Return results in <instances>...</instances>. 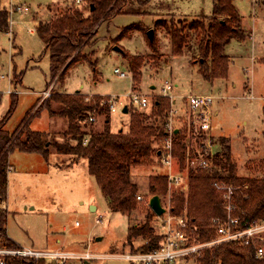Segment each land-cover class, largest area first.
I'll return each mask as SVG.
<instances>
[{
	"label": "rangeland",
	"instance_id": "obj_1",
	"mask_svg": "<svg viewBox=\"0 0 264 264\" xmlns=\"http://www.w3.org/2000/svg\"><path fill=\"white\" fill-rule=\"evenodd\" d=\"M11 3L29 7V11H15L10 8ZM214 3L215 0H152L147 15L121 14L111 22L101 23L93 39V47L85 51L90 53L96 50V72L88 62L77 63L66 76L65 84H58L55 89L65 94L80 92L88 97H119L122 103H127V97L132 93L144 94L150 100L147 109L137 105L127 108L128 112L149 118L152 98L162 96L166 82H170L174 87L168 94L175 98L174 107L180 111L174 118V126L176 129L185 128L189 138L194 136L190 139L192 142H196L198 127L193 123L194 117L188 110L185 98L190 95H211L214 97L212 124L207 135L213 145L212 152L216 154L221 151L222 138H225L231 146L237 175L241 178L262 179L264 0H233L242 16V27L247 38L244 41L234 38L227 44L225 54L230 59V70L226 80L210 83L203 78L199 63L193 62V58L198 55L193 39L185 55L174 56L169 35L165 29H158L157 60L153 57L155 54L146 36L158 20L190 23L202 16L211 17ZM2 5L10 12L11 28L9 33L0 32V120L9 114L13 100H17L14 112L6 121L7 136L22 129L28 113L33 111L34 118L28 126L31 130L45 132L51 142L76 144L64 138L68 129L66 119L52 116L47 107L39 109L41 102L51 96L45 93L52 94L54 83L48 87L49 55L36 33L40 22L48 21L58 9L70 8L74 4L71 0H2ZM85 5L84 0L77 4L82 9ZM128 7H137L136 1L130 0ZM127 27L134 28L119 40ZM116 47L132 56L145 58L140 83L134 84L129 62ZM117 69L125 72L127 77H120L116 73ZM50 107L59 112L56 103H50ZM123 107L118 104L117 112L111 115L110 127L114 133L128 130L131 116L123 112ZM105 118L101 114L94 123L84 122L82 130L86 133L102 131ZM190 140L188 144H191ZM194 144L191 148H195ZM50 150L49 160L38 154L19 151L10 154L13 169L10 168L8 197L3 204L8 212V236L21 246L48 251L63 250L75 255L76 258L67 260L65 264H137L117 256L147 244V240L140 237L130 245L127 236L130 227L145 222L148 203L137 197L138 208L130 217L111 211L95 178L88 172L87 160L59 155L54 147H50ZM201 157L202 154L194 159L199 160ZM194 159H188L184 170L178 161L175 164L176 172L183 175L185 182L182 186L170 187L169 184L168 193L161 196L167 211L174 194H188L189 170ZM168 173L161 158H155L153 165L134 168L132 181L138 186V196L149 200L152 197L150 178ZM92 206L98 209L92 210ZM162 225L159 218L153 221L155 234L164 232ZM86 253L100 258L89 261L77 259ZM45 264L58 263L46 260Z\"/></svg>",
	"mask_w": 264,
	"mask_h": 264
},
{
	"label": "trees",
	"instance_id": "obj_2",
	"mask_svg": "<svg viewBox=\"0 0 264 264\" xmlns=\"http://www.w3.org/2000/svg\"><path fill=\"white\" fill-rule=\"evenodd\" d=\"M137 7H128L130 0H84L86 5L80 8L74 5L70 8L57 10L49 22H40L36 33L43 41L45 52L50 60V85L52 94L39 105V109L48 108L52 116H59L68 121V129L64 133L66 140L76 144L51 142L45 132L31 130L29 122L34 118L33 111L27 115L25 126L7 136L5 126L17 105L14 99L9 114L0 120V246L18 247L7 233V211L3 204L8 197L9 172L12 167L10 154L14 151L38 154L49 160L50 147L62 156H72L77 160H87L88 172L93 176L102 195L107 200L108 208L123 216L130 217L138 208V186L132 181L134 168L153 165L155 158H161L160 151L166 138L168 113L172 108L169 97L156 96L152 98L150 117L128 112L130 124L127 131H111V112L109 98L102 95L88 97L81 94H65L56 91V86L64 85L69 71L77 63L88 62L96 72V50L86 53V48L93 47V39L98 27L105 21L111 22L121 14L147 15L148 6L152 0H135ZM88 12V13H87ZM10 12L3 7L0 0V32L9 33L11 28ZM155 35L151 41L146 33L154 58L159 59L156 31L166 30L172 44L174 56H183L191 46L193 39L198 55L193 62L199 63V72L210 83L215 80H226L229 76L230 59L225 54L227 44L234 38L244 41L247 38L242 27V16L235 7L233 0H215L214 13L211 17L202 16L188 23L185 21L167 23L158 20L155 23ZM134 27H127L119 36V40ZM147 29H145L146 32ZM121 53L128 60L134 84L142 80L141 68L145 58L132 56L125 50ZM17 96L16 93H11ZM59 106V112L51 109L50 103ZM40 101L38 102V104ZM2 95L0 93V106ZM106 116L102 131L86 133L82 130L84 122L98 115ZM149 122H151L149 124ZM94 123V122H93ZM193 125V124H192ZM173 135V157L182 170L186 168L188 159L201 155L213 162L209 169L194 168L189 170L188 194L180 192L170 199V212L177 216H186L191 226V232L199 236L201 241L216 238L212 219L224 218L226 210L222 194L215 183L233 185L235 190L236 216L243 227L254 221L264 219V178H241L237 175V166L232 160L231 146L222 138L221 151L211 155L206 154L207 136L197 130L195 141L189 138L187 130L178 128ZM85 140L87 143L85 144ZM188 140L191 144H188ZM159 142V146L157 145ZM195 143L194 147L191 145ZM168 175L152 176L150 178V193L152 196L168 193ZM148 203L149 200H142ZM145 222L140 226H132L128 230L127 241L131 245L134 240L142 237L147 244L134 251L148 252L159 246L162 236L155 234L152 226L158 217L153 210L146 208ZM199 264H264V257L257 256L253 246L231 242L214 246L207 250ZM16 264H45L40 262L18 260Z\"/></svg>",
	"mask_w": 264,
	"mask_h": 264
},
{
	"label": "built area",
	"instance_id": "obj_3",
	"mask_svg": "<svg viewBox=\"0 0 264 264\" xmlns=\"http://www.w3.org/2000/svg\"><path fill=\"white\" fill-rule=\"evenodd\" d=\"M74 5L81 4L82 0H71ZM10 8L15 11L28 12L29 7L23 8L18 4H10ZM13 13V12H12ZM120 77H127L125 72L116 70ZM173 84L166 82L163 88L164 97H169L172 101V108L168 113L166 124V138L163 143V148L160 151L161 161L168 168V178L170 187L184 185L185 179L181 173L175 170V158L173 157V135L176 132L174 126V118L180 112L175 106V98L168 94V91L173 89ZM46 96L51 95L49 92ZM186 104L191 116L194 117L193 123L198 127V130L204 132L207 136L206 154L214 156L212 152L211 139L207 133L211 129L212 110L214 97L211 95H190L185 98ZM127 103H122L119 97H112L107 102L110 107V112H117V105L123 107L139 106L147 109L150 106V100L144 94L132 93L127 97ZM96 121L94 116L89 119L90 123ZM87 140H85V144ZM192 167L209 169L213 167V162L205 157L199 160L192 161ZM217 190L222 194L224 199V207L226 216L224 218L216 217L212 219V226L215 229L216 238L210 241H201L199 236L191 232V226L186 216L173 215L170 209L165 216L159 217L162 222L164 232L161 234L162 239L158 247L148 252L130 251L129 253L118 255L122 259L135 262L137 264H199L198 261L204 257L207 250L214 246L224 243H239L246 246H253L257 251V256L264 257V219L254 221L251 225L243 227L238 216L235 215L237 206L235 203L236 188L231 184L216 182ZM140 201L142 197L138 196ZM75 255L63 250L48 251L34 249L27 246L18 247H3L0 246V264H16L18 260H26L40 262L43 260H51L58 264H65L67 260L74 258ZM76 258V257H75ZM95 260L99 259L98 255L83 254L77 259Z\"/></svg>",
	"mask_w": 264,
	"mask_h": 264
},
{
	"label": "water",
	"instance_id": "obj_4",
	"mask_svg": "<svg viewBox=\"0 0 264 264\" xmlns=\"http://www.w3.org/2000/svg\"><path fill=\"white\" fill-rule=\"evenodd\" d=\"M147 35L149 37V39L152 41L154 39V35H155V31L154 29H150L147 32ZM117 51L121 52L122 50L119 47L115 48ZM123 112L125 114L128 113V108L125 107L123 109ZM176 132H178V130H176ZM148 205L150 206V208L153 210V212L158 216L161 217L162 215H164L167 212V209L163 206L162 204V199L159 195H155L152 196L149 201H148ZM95 206H92V210H94Z\"/></svg>",
	"mask_w": 264,
	"mask_h": 264
},
{
	"label": "crops",
	"instance_id": "obj_5",
	"mask_svg": "<svg viewBox=\"0 0 264 264\" xmlns=\"http://www.w3.org/2000/svg\"><path fill=\"white\" fill-rule=\"evenodd\" d=\"M51 19H52V18H51V15H50V19H49L48 21H46V22H49ZM152 29H155V27H152ZM153 88H154V87H153ZM78 91H79V90H78ZM78 91H76V92H78ZM176 130H179V129L177 128ZM11 164H12V163H11ZM12 169H13V166L11 167V170H12ZM132 173H133V171H132ZM161 199H162V197H161ZM163 201H164V200H162V204H163ZM163 206H164V204H163ZM95 209H98L97 206L94 207V210H95ZM158 218H159V217H157V218L155 219V221H156ZM159 219H160V218H159ZM129 221H130V220H129ZM11 239H12V238H11ZM95 260H96V259H95ZM85 261H86V260H85Z\"/></svg>",
	"mask_w": 264,
	"mask_h": 264
}]
</instances>
